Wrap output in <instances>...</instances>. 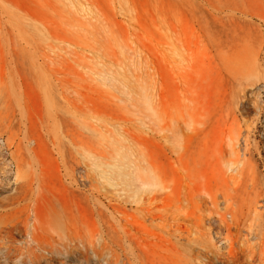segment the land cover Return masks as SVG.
Listing matches in <instances>:
<instances>
[{
  "label": "rangeland",
  "instance_id": "1",
  "mask_svg": "<svg viewBox=\"0 0 264 264\" xmlns=\"http://www.w3.org/2000/svg\"><path fill=\"white\" fill-rule=\"evenodd\" d=\"M0 156L101 258L264 264V0H0Z\"/></svg>",
  "mask_w": 264,
  "mask_h": 264
},
{
  "label": "bare ground",
  "instance_id": "2",
  "mask_svg": "<svg viewBox=\"0 0 264 264\" xmlns=\"http://www.w3.org/2000/svg\"><path fill=\"white\" fill-rule=\"evenodd\" d=\"M84 15L88 17L89 13ZM122 154L118 155L117 163L111 167L115 171L114 175L126 177V155ZM5 160L0 156V175L6 174L10 169L11 162ZM15 167L17 170L18 165L15 164ZM2 182L0 180V186ZM17 199H11L10 203ZM22 212L21 215L13 217L8 210L0 211V223H3L0 226V264L8 261L12 264H144L142 259H136L135 256L132 259L126 257V260H123L124 257L120 260L109 255L107 259L101 258V253H96L94 243H91L93 241L88 240V245H85L80 240V231L74 228L73 217L64 210H61V214L54 212L49 215H44V212L37 209ZM149 245H134L133 248L137 253L144 250L153 252L154 248ZM88 251L93 257L88 256ZM92 258L96 260L93 261Z\"/></svg>",
  "mask_w": 264,
  "mask_h": 264
}]
</instances>
